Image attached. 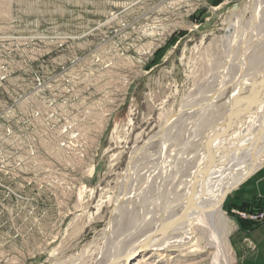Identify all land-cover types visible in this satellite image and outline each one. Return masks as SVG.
Instances as JSON below:
<instances>
[{
    "label": "rangeland",
    "instance_id": "obj_1",
    "mask_svg": "<svg viewBox=\"0 0 264 264\" xmlns=\"http://www.w3.org/2000/svg\"><path fill=\"white\" fill-rule=\"evenodd\" d=\"M261 121L264 0H0V264H106ZM233 190L143 264H236Z\"/></svg>",
    "mask_w": 264,
    "mask_h": 264
},
{
    "label": "bare ground",
    "instance_id": "obj_2",
    "mask_svg": "<svg viewBox=\"0 0 264 264\" xmlns=\"http://www.w3.org/2000/svg\"><path fill=\"white\" fill-rule=\"evenodd\" d=\"M244 136L239 142L235 141L222 150L216 161L212 160L201 167L190 182L191 189L182 196L177 211L165 213L150 230L140 235L133 244L130 243L123 253L111 257L106 264H129L134 255L138 257L133 264H143L151 251L159 252L181 240L183 244L191 237L192 229L198 223L220 215L225 195L249 173L264 166V121ZM137 250L142 251L138 253ZM225 250L227 251V247Z\"/></svg>",
    "mask_w": 264,
    "mask_h": 264
},
{
    "label": "crops",
    "instance_id": "obj_3",
    "mask_svg": "<svg viewBox=\"0 0 264 264\" xmlns=\"http://www.w3.org/2000/svg\"><path fill=\"white\" fill-rule=\"evenodd\" d=\"M233 191L237 192L230 199L228 206H238L237 204L241 203L244 207L264 211V166L262 165L237 184ZM241 221L234 219L228 235L235 263L264 264V220Z\"/></svg>",
    "mask_w": 264,
    "mask_h": 264
},
{
    "label": "built area",
    "instance_id": "obj_4",
    "mask_svg": "<svg viewBox=\"0 0 264 264\" xmlns=\"http://www.w3.org/2000/svg\"><path fill=\"white\" fill-rule=\"evenodd\" d=\"M240 215L250 221H261L264 219V212L259 211L241 212Z\"/></svg>",
    "mask_w": 264,
    "mask_h": 264
},
{
    "label": "water",
    "instance_id": "obj_5",
    "mask_svg": "<svg viewBox=\"0 0 264 264\" xmlns=\"http://www.w3.org/2000/svg\"><path fill=\"white\" fill-rule=\"evenodd\" d=\"M234 8H236V5L234 6ZM250 174H251V173H249V174L246 176V178H247ZM246 178H245V179H246ZM245 179H244V180H245ZM244 180H243V181H244ZM227 194H228V193H227ZM227 194L225 195V197L227 196ZM225 197H224V199H225ZM188 205H189V204H188ZM140 251H142V250H137L138 253H139Z\"/></svg>",
    "mask_w": 264,
    "mask_h": 264
}]
</instances>
